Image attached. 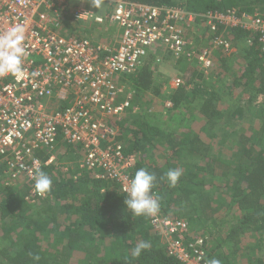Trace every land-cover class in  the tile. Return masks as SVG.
<instances>
[{
  "label": "trees",
  "instance_id": "trees-1",
  "mask_svg": "<svg viewBox=\"0 0 264 264\" xmlns=\"http://www.w3.org/2000/svg\"><path fill=\"white\" fill-rule=\"evenodd\" d=\"M132 1L152 6H184L193 13L235 9L239 14L264 15V0H187L184 4L175 0ZM63 11L62 34L81 38L89 33L87 28L69 19L68 9ZM225 35L236 47L245 44L237 56L242 64L229 76L235 89H239L240 95L247 91L264 99V51L257 45L256 36L237 28L228 30ZM203 36L192 35L193 45L188 48L189 52L197 54L208 46L209 40ZM204 39L206 44L201 46ZM162 56L175 61L181 76L180 83L166 90L165 100L172 105L167 112H182L180 107L185 106L204 119L201 132H211L220 117L219 94L204 85L203 72L195 59ZM152 62L150 59L135 73L120 79L127 82L120 102L127 100L129 106L112 124L125 155L132 159L129 175L133 178L141 168L154 173L157 180L151 192L159 201V213L186 220L191 229L203 236L205 243L210 239L223 240L225 244L219 250L216 248L220 243L208 251L207 260L237 264L235 261L241 250L236 245L241 237L254 236L259 245L264 246V111L260 110L259 118L261 139L254 146L247 140L240 142L242 161L232 175H226L227 181L220 188L228 197L225 201H216L212 196L219 186L212 182L214 170L211 164L220 160L211 156V147L199 133L179 132L172 128L162 130L148 120L139 124L136 123L139 118H126L134 110L133 98L140 100L147 92L159 95ZM222 65L224 62H219V66ZM128 94L130 97L126 98ZM159 146H163L167 154L161 161L153 158L151 152ZM81 153L80 147L66 145L61 148L58 158L67 159L74 169L70 165L61 167L57 162L42 170L52 179V189L44 199L33 204L25 200L28 196L26 188L11 191L12 188L0 180V264H68L77 251L83 254V264H180L167 255L165 246L160 243L162 236L150 227L149 217L131 216L124 204L126 194L115 181L102 179L98 171H88L78 165ZM186 156L191 160L200 158L203 163H187L177 185L170 187L166 172L177 169V163ZM39 203L46 206L49 203L48 208L35 207ZM223 207L235 210L238 216L227 227L226 236L218 239L219 236H215L221 232L216 216ZM141 241L149 242L150 248L135 258L132 250ZM260 246L258 251L264 249ZM225 248L231 252L224 251ZM35 256H39V260L34 259ZM243 264H264V255L250 256Z\"/></svg>",
  "mask_w": 264,
  "mask_h": 264
},
{
  "label": "built area",
  "instance_id": "built-area-1",
  "mask_svg": "<svg viewBox=\"0 0 264 264\" xmlns=\"http://www.w3.org/2000/svg\"><path fill=\"white\" fill-rule=\"evenodd\" d=\"M89 1L102 2L106 11L100 15L82 5L71 8L72 0H0V34L23 26L26 52L20 76H0V180L9 188H26L25 200L32 204L44 199L35 192V173L55 165L66 145L80 147L82 168L115 181L126 194L133 162L112 124L129 106L127 100L120 102L122 76L150 59L160 62L164 54L195 59L206 74L215 51H232L225 34L234 28L256 36L264 51V15L259 13H193L184 6ZM64 9L89 33L81 38L62 34ZM90 28L108 31L104 36ZM198 28L209 44L195 54L188 48ZM149 219L168 256L180 264H208V246L191 234L186 220L159 212Z\"/></svg>",
  "mask_w": 264,
  "mask_h": 264
},
{
  "label": "rangeland",
  "instance_id": "rangeland-1",
  "mask_svg": "<svg viewBox=\"0 0 264 264\" xmlns=\"http://www.w3.org/2000/svg\"><path fill=\"white\" fill-rule=\"evenodd\" d=\"M175 1L180 4H184L187 0ZM80 5L85 6L87 9H90L100 15L106 11V6L102 2L98 1L91 2L89 0H84L82 2L81 0H72L70 7L72 8ZM105 31L107 32L108 29L90 28V32H95L104 36L106 35L103 33ZM195 33L203 36L204 30L202 28H198ZM203 37L206 38V36ZM205 40L206 39L202 41L201 46L206 44ZM232 43V52L228 55L223 54L221 51H215L214 66L212 71L207 72L206 74L203 73L202 80L204 85L217 92L220 98L218 105L220 117L211 132H207L205 130L204 132H201L204 119H200L201 117L197 114V112L193 113L192 110L185 109V106L180 107L183 109L182 112H167V108H171L172 105L169 101L165 100V97H167L166 90L169 86L170 88H173L181 82V76L176 70L177 64L167 56H161L160 62L153 61L151 63V68L154 72L153 77L155 79V85L159 88V95L147 92L140 100L133 98V100L135 99L134 110L126 116V118L130 120L139 118V120H136V123L139 124L142 121L148 120L150 124L153 123L162 130L172 128L179 130V132L191 131L199 133L205 144L211 147V156L214 158L218 157L220 160L219 163H214V161V164H211L212 170H214V173L212 174V182L215 186H219L218 190L215 192L211 189V191L214 192L212 197L216 201H225L228 197L227 194H225V190L221 189V191L220 188L222 187V184H224V181H227L226 175H232L231 173L235 172L236 168L242 161L241 149L243 146L240 145V142L247 140L250 142V145L254 146V144H258V140L262 137L260 126L261 121L259 118L261 115L260 110L264 111V99L247 91L240 95L239 89H235V85L232 84V77L229 76L235 73L236 69L240 68L242 63L240 59L238 60L237 56L239 50L245 47L244 43L237 47L235 44H233V46ZM219 62H224V65L219 66ZM121 83L123 84V88H127V82L121 81ZM255 147L258 150L257 146ZM151 152L153 153V158H156V160L159 161L164 160V158L167 157L163 146L153 148L151 149ZM57 162L61 167L70 165L71 169H74V166H72L67 159L63 160L58 158ZM190 162L193 165L203 163L200 158L191 160V158L186 156L185 158H182V161L177 163V169H180L183 173L186 164ZM1 186L2 183L0 182V187ZM15 190L13 188L11 189V191ZM208 190H210V188H208ZM43 205L44 204L39 203L36 204L35 207L39 209H46L48 208L49 203L47 206ZM235 216H238V213L235 210L230 211L225 207L221 208L216 216L218 224H220L219 230L221 233L219 235L217 234L215 238L219 236L218 239H223L226 236L227 227L231 224L232 219L233 221H236L237 217ZM190 231L194 236H202L194 229L190 228ZM201 238H203V236ZM216 241L217 240L215 239H210L208 243H206L208 251L212 250L214 247L216 248L218 243H220V246L216 248V250H219V248L225 244L223 240ZM160 243L164 245L163 238L160 239ZM258 246H260L259 241L254 236L245 235L241 237L236 245V248L241 250V255L237 257L235 262L237 264H243L248 258H250V256L257 257L264 255V249L258 251ZM263 247L264 246H260V249ZM224 251L231 252L229 248H225ZM82 257L83 254L77 251L73 255L71 262L68 264H83V261L81 260Z\"/></svg>",
  "mask_w": 264,
  "mask_h": 264
},
{
  "label": "clouds",
  "instance_id": "clouds-1",
  "mask_svg": "<svg viewBox=\"0 0 264 264\" xmlns=\"http://www.w3.org/2000/svg\"><path fill=\"white\" fill-rule=\"evenodd\" d=\"M24 38L25 29L23 26L11 27L5 33L0 34V76H20L22 74L23 59L26 55L23 47ZM80 162L81 159L79 164ZM181 175L182 171L180 169H170L166 172L165 178L170 187H175ZM33 179L35 192L41 197L47 196L52 189V179L41 170H37ZM156 180V175L144 168L137 170L135 173L130 186L124 190L126 192L124 204L132 217L157 216L160 204L151 192ZM148 248H150V243L141 241L132 250V256L138 258L142 251ZM34 259L39 260V256H35ZM208 264H221V261L212 259Z\"/></svg>",
  "mask_w": 264,
  "mask_h": 264
}]
</instances>
